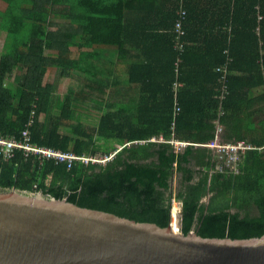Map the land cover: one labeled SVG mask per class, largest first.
<instances>
[{"label":"trees","instance_id":"obj_1","mask_svg":"<svg viewBox=\"0 0 264 264\" xmlns=\"http://www.w3.org/2000/svg\"><path fill=\"white\" fill-rule=\"evenodd\" d=\"M0 3L6 5L0 10V30L9 25L0 54V135L20 140L27 130L32 146L77 156L113 155L103 164H85L24 157L16 149L11 159L0 154V189L42 193L161 226L171 222L176 202L181 205L180 229L185 234L192 230L205 237L264 234V118L256 121L247 111V104L264 103V92L254 94L264 87V0ZM139 15L143 17L136 22ZM180 17L182 53L173 42ZM162 22L170 24L165 52L171 57L163 63L166 77L154 81L144 77L155 75L156 67L143 51L148 47L143 24H152V29ZM137 40L142 56L130 64L128 85H139L131 91L140 92V97L132 93L120 100L115 60L135 50ZM197 41L202 43L197 50H204L198 54L213 56L204 71L215 85L202 96H190L191 74L201 70L187 61L193 52L187 44ZM110 47L113 51H108ZM228 57L232 62L226 74L218 68ZM50 68L56 69L55 81L43 83ZM77 71L85 74L79 76L83 87L69 89L65 110L55 116L58 82ZM176 83L180 86L174 93ZM87 101L99 113L94 126L79 116L76 126L64 130L63 121L71 120L74 105ZM216 122L224 126V141L245 140L259 148L246 154L238 176L218 174L216 157L208 148L190 145L177 152L168 143L150 142L162 138L205 144L214 138Z\"/></svg>","mask_w":264,"mask_h":264},{"label":"water","instance_id":"obj_2","mask_svg":"<svg viewBox=\"0 0 264 264\" xmlns=\"http://www.w3.org/2000/svg\"><path fill=\"white\" fill-rule=\"evenodd\" d=\"M0 264H264V234H185L173 211L161 226L0 189Z\"/></svg>","mask_w":264,"mask_h":264},{"label":"crops","instance_id":"obj_3","mask_svg":"<svg viewBox=\"0 0 264 264\" xmlns=\"http://www.w3.org/2000/svg\"><path fill=\"white\" fill-rule=\"evenodd\" d=\"M131 17V16H129ZM143 16L139 15V18H135L136 22H140L141 18ZM164 17V16H162ZM200 19L203 20V17L199 15ZM163 23V22H162ZM159 24V23H158ZM152 24H143L144 31L142 32L143 35H145V38L148 39V47L144 48L143 51L147 52L150 56V63H153L156 67V70L154 72L155 75H144V77H151L152 80L156 81L158 76H162L161 78H165L166 74H164V71L167 67L163 66V63H166L168 61L169 54L165 52V50L168 48L166 43V36H169L171 32H169L170 24L168 22L163 23V25L156 26L152 29H150V26ZM196 31V29H195ZM192 37V36H191ZM141 40V37H138ZM140 40H137V46L135 50H130V54H126L125 58H122V55H119L118 59L115 60V65L113 72L117 73L118 78V97L120 100L127 99L128 96H131L132 93L136 94V98L140 97L138 94L140 92H134L131 91V88H134L139 85L135 84H129V67L132 61H139V58L142 56V51L138 47V43ZM187 46L193 48V52H190L187 55V61H189L197 71L201 70L198 73L191 74L190 77V89H192V92H189L190 96H202L206 91H210L211 88L215 85V80L212 75H210L208 72L204 71V68L210 63H213V56L212 55H203L198 54L199 52H203L204 50H197V48H200L202 46V43L199 41L196 42H188ZM97 51H100L103 49L102 46L98 47L95 46ZM108 51H113V49L107 48ZM195 50V52H194ZM192 53V54H191ZM144 61H146L144 56ZM149 63V64H150ZM158 67L162 68V70L158 69ZM78 73L75 72V74ZM81 72H79V76ZM76 77V76H72ZM82 81V78H81ZM140 82V80H138ZM83 87V82H82ZM81 87V88H82ZM80 90V89H79ZM264 92V87H260L254 90L255 97H259L260 94ZM122 105V102L120 103ZM200 108L203 107V105H199ZM264 109V103L258 102L257 104L251 105L247 104V111L251 114L255 115L257 119L256 121L264 118V112L262 111ZM254 126V124H253ZM259 127V126H258ZM180 142H185L184 140Z\"/></svg>","mask_w":264,"mask_h":264},{"label":"built area","instance_id":"obj_4","mask_svg":"<svg viewBox=\"0 0 264 264\" xmlns=\"http://www.w3.org/2000/svg\"><path fill=\"white\" fill-rule=\"evenodd\" d=\"M182 12H180V16L183 15ZM259 19L261 20L262 17L260 16ZM182 20L183 18L180 17V19L176 21L175 27H174V33H175V37L173 41L174 48L179 53H182L185 47V42L183 40L184 30L182 29ZM226 54H229V52L226 51ZM180 60L178 59L177 62H179ZM231 62H232V58L228 57L226 64L224 66H219L218 69L223 70V72L227 74L229 70V65ZM223 78H225V76ZM175 86L176 88H175L174 93H176L180 85L176 83ZM178 110H179L178 108H175L176 112ZM223 130H224V126L216 122V132H215L214 138L210 140L209 144L203 145V146L205 148L207 147L210 151H212L214 156L216 157L215 159L216 172L218 174H231L233 176H238L241 173L240 172L241 163L246 157V154L248 152L257 150L259 148L245 140H239V141H234V142L224 141L222 139ZM152 140H158L161 142L168 143L171 146L175 147L176 150L178 149L177 151H181L182 148L186 147V144L180 141H175V140L165 141L162 138H158V139L152 138ZM16 149L23 151L24 157H28L29 155H35L39 159H44V160L56 159L59 161L69 160L70 162L73 160H82L84 161L85 164H88V163L103 164L109 161L113 157V155L104 156V157H92L88 155L77 156L73 153L63 154L53 149L32 146L30 144V137H29L27 130L23 133V136L21 137L20 140H17L15 138L7 139L3 137L2 135H0V154H3L6 159H11L14 157L15 155L14 152ZM119 149L120 148H118V150ZM179 210L180 208L177 209L175 213V217L178 219L180 217ZM173 213H174V210H173Z\"/></svg>","mask_w":264,"mask_h":264},{"label":"rangeland","instance_id":"obj_5","mask_svg":"<svg viewBox=\"0 0 264 264\" xmlns=\"http://www.w3.org/2000/svg\"><path fill=\"white\" fill-rule=\"evenodd\" d=\"M6 9V5L4 3H0V10L4 11ZM9 29V25H4L3 28L0 30V54H1V48L5 42L6 39V34L8 32ZM53 54H55V52H53ZM56 69L55 68H50L48 70L47 73H45L44 76V80L43 83H52L55 81L56 78ZM81 75H85L84 73H80ZM8 83H14L13 78H11V76L9 77V82ZM82 87V81L81 78L79 77V72L76 74V77H62L60 78L58 85L56 87V92L54 95V99H55V103H54V109H53V114L55 116H59L60 114L63 113V110H65L64 108V102H65V97L69 94V89H75V90H79ZM89 101H87V104L85 105L84 102L80 103L79 105H74V114L72 113L71 116V120L69 121H63L65 124L63 123L64 126V130H70L71 127L76 126L77 121H78V117L80 116V118H82L84 120V122L88 123L91 126H94L95 124V120L94 118H96L97 116H99L98 111H96L95 109H93L90 105H88ZM71 111H73V109H71ZM89 118L90 122H88L86 119ZM85 123V124H86ZM71 126V127H68ZM216 126V124H215ZM66 128V129H65ZM150 142H156V143H161V141L158 140H150ZM210 142V141H209ZM205 143V144H193L190 142H184L186 144V147L190 146V145H196L200 146V147H204L203 145H207L209 144ZM186 147L182 148L181 150L185 149ZM207 148V147H206ZM178 150V149H177ZM176 150V151H177ZM180 152V151H177ZM176 187V182L173 183V189ZM208 199L205 200V202H207ZM179 209L180 208V213H181V206L180 204L173 202V207H172V211L174 209Z\"/></svg>","mask_w":264,"mask_h":264},{"label":"bare ground","instance_id":"obj_6","mask_svg":"<svg viewBox=\"0 0 264 264\" xmlns=\"http://www.w3.org/2000/svg\"><path fill=\"white\" fill-rule=\"evenodd\" d=\"M176 211H177V209L175 208V209H174V214L176 213ZM173 221H174V220H173Z\"/></svg>","mask_w":264,"mask_h":264}]
</instances>
